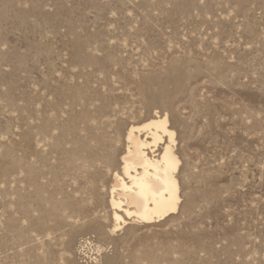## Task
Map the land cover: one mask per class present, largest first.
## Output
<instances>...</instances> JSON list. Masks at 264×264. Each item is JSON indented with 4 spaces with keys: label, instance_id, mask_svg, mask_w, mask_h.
<instances>
[{
    "label": "rangeland",
    "instance_id": "374dc122",
    "mask_svg": "<svg viewBox=\"0 0 264 264\" xmlns=\"http://www.w3.org/2000/svg\"><path fill=\"white\" fill-rule=\"evenodd\" d=\"M155 113L180 206L113 230ZM0 264H264V0H0Z\"/></svg>",
    "mask_w": 264,
    "mask_h": 264
},
{
    "label": "bare ground",
    "instance_id": "6f19581e",
    "mask_svg": "<svg viewBox=\"0 0 264 264\" xmlns=\"http://www.w3.org/2000/svg\"><path fill=\"white\" fill-rule=\"evenodd\" d=\"M125 140V151L119 167L111 172L109 185L113 230L128 219L159 221L175 213L181 203L177 178L180 159L167 114L155 113L141 124H130Z\"/></svg>",
    "mask_w": 264,
    "mask_h": 264
}]
</instances>
